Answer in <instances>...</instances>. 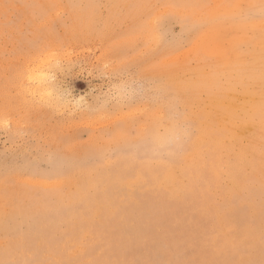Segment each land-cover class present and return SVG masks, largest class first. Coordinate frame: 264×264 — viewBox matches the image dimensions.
Instances as JSON below:
<instances>
[{"label":"rangeland","instance_id":"rangeland-1","mask_svg":"<svg viewBox=\"0 0 264 264\" xmlns=\"http://www.w3.org/2000/svg\"><path fill=\"white\" fill-rule=\"evenodd\" d=\"M0 264H264V0H0Z\"/></svg>","mask_w":264,"mask_h":264},{"label":"bare ground","instance_id":"bare-ground-1","mask_svg":"<svg viewBox=\"0 0 264 264\" xmlns=\"http://www.w3.org/2000/svg\"><path fill=\"white\" fill-rule=\"evenodd\" d=\"M41 66H42V65H41ZM36 68H37V66H36ZM40 70H42V69H40ZM40 70H39V72H37L36 74L32 73V75L29 76V78H30V77H33V78L36 77V78H37V83H39L37 88H39L40 90H44V88H45L46 86H45V84L43 83V80H44V77H45L46 75L44 76L43 73H42L43 71L41 72ZM31 71H32V70H31ZM31 71H30V72H31ZM46 78H47V77H46ZM28 91H29V90H28ZM30 92H31V91H30ZM231 106H232V105H231ZM234 106H235V105H234ZM190 108H191V107H190ZM213 110H214V109H213ZM191 111H192V110H190V113H191ZM192 112H193V111H192ZM194 112H195V111H194ZM197 113H198V112H197ZM195 114H196V113H195ZM191 116H192V115H191ZM186 117H187V115H186ZM189 117H190V116H189ZM190 118H191V117H190ZM185 119H186V118H185ZM181 120H182V119H181ZM218 121H219V120H218ZM199 122H200V120H199ZM245 123H246V122H245ZM247 124H248V123H247ZM174 125H175V124H174ZM225 126H226V125H225ZM238 126H239V125H238ZM239 127H240V126H239ZM239 127H238V128H239ZM243 127H244L245 129L247 128V129L249 130L248 127H246V126H243ZM233 129H234V128H233ZM236 129H237V128H236ZM250 129H251V128H250ZM242 131H243V129H242ZM258 131H259V130H258ZM258 131H257V132H258ZM205 132H207V131H205ZM237 132H238V131H237ZM243 132H244V131H243ZM260 134H261V133H260ZM210 136H211V135H210ZM245 137H246V136H245ZM233 140H234V139H233ZM241 141H242V140H241ZM243 141H244V140H243ZM197 143H198V142H197ZM232 143H233V142H232ZM250 143H251V141H250ZM262 143H263V142H262ZM235 144H236V143H235ZM256 144H257V143H256ZM241 145H242V143H241ZM245 146H246V145H245ZM241 148H242V147H241ZM244 149H245V148H244ZM234 150H235V149H234ZM246 151H247V147H246ZM236 152H237V151H236ZM236 152H234V154H235ZM247 152H248V151H247ZM251 152H252V151H251ZM251 152H250V153H251ZM228 153H230V152H228ZM239 153H241V152L239 151ZM248 153H249V152H248ZM242 154H243V152H242ZM228 156H231V155H228ZM238 156H239V155L237 154V157H238ZM243 156H244V155H243ZM252 156H253V155H252ZM244 157H245V156H244ZM259 157H260V156H259ZM238 158H239V157H238ZM235 160L237 161V159H235ZM245 160H246V159H245ZM238 162H239V161H238ZM238 162H237V163H238ZM237 163H236V164H237ZM240 163H241V162H240ZM244 163H245V162H244ZM244 163H243V164H244ZM221 167H222V166H220L219 168H221ZM234 168H235V167H233V169H234ZM237 168H238V167H237ZM247 170H248V168H247ZM221 171L223 172V170H221ZM223 173H224V172H223ZM228 174H229V173H228ZM229 175H230V174H229Z\"/></svg>","mask_w":264,"mask_h":264},{"label":"snow or ice","instance_id":"snow-or-ice-1","mask_svg":"<svg viewBox=\"0 0 264 264\" xmlns=\"http://www.w3.org/2000/svg\"><path fill=\"white\" fill-rule=\"evenodd\" d=\"M33 77H30V79H32Z\"/></svg>","mask_w":264,"mask_h":264}]
</instances>
